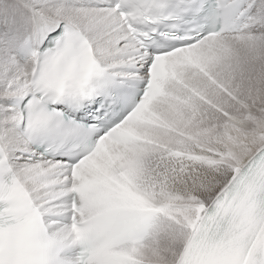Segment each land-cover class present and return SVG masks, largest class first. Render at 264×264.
I'll use <instances>...</instances> for the list:
<instances>
[{
	"label": "snow or ice",
	"instance_id": "snow-or-ice-1",
	"mask_svg": "<svg viewBox=\"0 0 264 264\" xmlns=\"http://www.w3.org/2000/svg\"><path fill=\"white\" fill-rule=\"evenodd\" d=\"M0 264H264V0H0Z\"/></svg>",
	"mask_w": 264,
	"mask_h": 264
}]
</instances>
